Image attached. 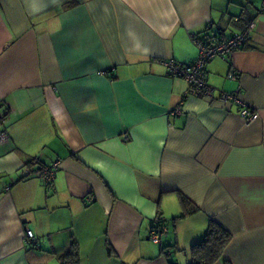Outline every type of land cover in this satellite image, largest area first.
Returning a JSON list of instances; mask_svg holds the SVG:
<instances>
[{"label": "crops", "instance_id": "0c3cea01", "mask_svg": "<svg viewBox=\"0 0 264 264\" xmlns=\"http://www.w3.org/2000/svg\"><path fill=\"white\" fill-rule=\"evenodd\" d=\"M262 8L264 0H0L9 135L0 142V264H60L72 243L80 264H188L210 221L231 234L212 264H264ZM250 21L246 43L206 65L214 99H183L188 84L165 61L192 62L194 35L226 37ZM238 86L258 113L252 123L216 97ZM53 163L45 186L35 169ZM178 193L194 208L182 217ZM157 215L169 230L160 244L147 238Z\"/></svg>", "mask_w": 264, "mask_h": 264}, {"label": "built area", "instance_id": "2783aa9c", "mask_svg": "<svg viewBox=\"0 0 264 264\" xmlns=\"http://www.w3.org/2000/svg\"><path fill=\"white\" fill-rule=\"evenodd\" d=\"M264 10V8H262ZM255 27V22L250 21L247 23L241 30L232 32L229 36L223 37L222 35H218L212 42H206V39L203 35H199L198 37L194 36V43L198 48V56L192 62H178L176 60L168 59L165 61L167 65V72L171 76L182 77L186 80V84H188L186 90L183 93V99L187 96H195L203 99L213 100L215 89L209 83H207V74H206V65L212 60L214 57L224 58L231 54L234 50L241 48L243 44L246 43L249 38V31ZM229 79L236 80L238 78V74L236 71H230L227 74ZM240 87L238 86L233 91H219L217 93V99L223 103L228 104H236L238 106V113L240 117L243 119L245 124L252 123L258 117V113L247 103H245L240 94ZM181 109L177 106L172 113H181ZM7 114V105L0 100V142L6 141L8 138V131L4 127V121ZM123 140H129V135L127 132H123L122 134ZM58 167L57 163H53L51 165H43L37 170V174L41 176L44 184H48L53 180L54 173L56 172ZM24 168V174H30L33 170L29 167ZM10 184L4 187L6 190ZM161 216L153 217L152 224L150 228L147 230L148 235L147 238L152 241V243L160 244L163 238L168 236L169 230L168 227L163 222V218ZM33 232L25 228L23 236H25V241L27 243H36V238L33 236ZM169 249L165 248L162 250L163 255H169ZM175 264V263H172Z\"/></svg>", "mask_w": 264, "mask_h": 264}, {"label": "trees", "instance_id": "16d2710c", "mask_svg": "<svg viewBox=\"0 0 264 264\" xmlns=\"http://www.w3.org/2000/svg\"><path fill=\"white\" fill-rule=\"evenodd\" d=\"M200 33H197V35H194V36L198 37ZM217 36H209L208 34H206L203 37L207 38L206 42L210 43ZM30 165H33L32 161L27 162L26 165L24 166L30 167ZM37 165L38 166L36 167L35 170H39L40 167L43 166L42 164H37ZM178 197H179V203H180L179 205L183 207V214L180 217L185 216L186 214H189L190 212L194 211V208L192 207L191 202L185 196L178 193ZM158 216H161V215H158ZM160 218H162V216ZM163 222L165 223L164 218H163ZM206 228L207 229L202 239L198 240V242L190 246V249H189L190 250L189 252L190 260L188 264H212L214 263L215 261L219 260V258L221 257L222 251L224 250L226 245L231 240L230 239L231 234H229L227 230H225L224 228H221L218 224H216L213 221H210L208 224V227ZM108 252L109 254L112 253V249L110 246H108ZM78 257H79V254L77 252V246L75 245V243H72L70 247L59 258L60 264H80V258Z\"/></svg>", "mask_w": 264, "mask_h": 264}]
</instances>
